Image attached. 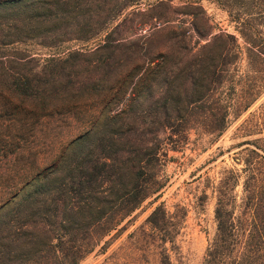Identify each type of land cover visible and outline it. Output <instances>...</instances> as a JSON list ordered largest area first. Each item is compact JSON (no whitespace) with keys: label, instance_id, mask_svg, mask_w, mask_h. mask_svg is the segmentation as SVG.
<instances>
[{"label":"trees","instance_id":"trees-1","mask_svg":"<svg viewBox=\"0 0 264 264\" xmlns=\"http://www.w3.org/2000/svg\"><path fill=\"white\" fill-rule=\"evenodd\" d=\"M202 1L235 33L216 32ZM171 10L170 0H0V264H184L190 210L179 204H159L112 247L163 197L171 152L206 153L246 115L233 164L198 176L193 209L215 201L200 264H264V0L186 3L174 13L191 20L189 38ZM130 16L148 17L140 30L160 24L132 39Z\"/></svg>","mask_w":264,"mask_h":264},{"label":"rangeland","instance_id":"rangeland-1","mask_svg":"<svg viewBox=\"0 0 264 264\" xmlns=\"http://www.w3.org/2000/svg\"><path fill=\"white\" fill-rule=\"evenodd\" d=\"M170 1L172 6L170 15L171 18L176 20L174 22L176 25L186 22L184 25L185 28L183 27L182 29H179V32L187 30V35L189 38V36H191V31H189L191 27V20L189 18L177 17L174 11L186 3L196 0ZM201 4L205 8L212 26L216 28V32L219 29H222L228 33H235L234 27L230 24V20L226 12L208 1H202ZM147 19L148 17L130 16L129 22H127L126 26H123L122 28L123 34H130L131 27L134 26L132 39L142 37L148 38L149 35L147 34L152 33L150 28L155 25L158 26L160 23L152 24L151 26L147 24L140 30L138 23ZM157 29H159V27H157ZM155 38L164 37L157 35ZM74 45L82 46L81 43ZM38 49L39 48L35 47L34 50ZM42 52L47 51L42 50ZM263 101L264 99L260 101L255 108H257ZM247 116L248 115H246L238 123L234 124L220 139V141L206 153H201V151L193 152L191 150L193 145H190V147L187 148L185 152H171L170 157L175 158V160L170 161L167 166V174L170 176L171 180L169 186L163 194V197L155 204L150 203L152 200L146 202L145 205L134 214V217H132L133 221L131 224H129L127 231L124 232L121 238L114 244L112 250L122 244L130 233L142 225L156 206L161 203H165L167 207L173 211L174 205L179 204L181 206H186L190 210L186 227L184 228L182 235L178 240L179 245L182 247V252L185 258L184 264H200L208 247L209 239L213 235L216 228L214 216L215 201L211 200L206 204L201 216L196 213V211L193 209V201L195 194L198 192V187L200 186V182L196 181V179L200 174L204 176L207 174L208 176L216 177L221 168L225 166H231L233 164V157L239 150H232L231 152L227 151L239 142L238 140H234V135L238 126ZM74 132L75 134L78 133L77 131ZM194 138L195 136H192V140ZM218 148H222V150L225 152V155L218 158L217 162L206 165V161L211 155H214L216 152L217 154L215 155H218ZM204 165H206V167L203 170L197 172V170ZM194 173H196V175H194ZM103 259L104 257H96L93 255L87 261H85L84 264H98Z\"/></svg>","mask_w":264,"mask_h":264}]
</instances>
